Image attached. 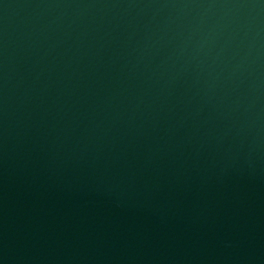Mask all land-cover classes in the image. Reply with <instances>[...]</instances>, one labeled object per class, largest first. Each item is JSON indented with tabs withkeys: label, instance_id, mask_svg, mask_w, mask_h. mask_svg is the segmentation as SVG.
Masks as SVG:
<instances>
[{
	"label": "water",
	"instance_id": "water-1",
	"mask_svg": "<svg viewBox=\"0 0 264 264\" xmlns=\"http://www.w3.org/2000/svg\"><path fill=\"white\" fill-rule=\"evenodd\" d=\"M208 0H0V137Z\"/></svg>",
	"mask_w": 264,
	"mask_h": 264
}]
</instances>
